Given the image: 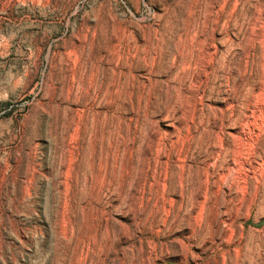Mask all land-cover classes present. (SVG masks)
I'll use <instances>...</instances> for the list:
<instances>
[{
    "label": "rangeland",
    "instance_id": "1",
    "mask_svg": "<svg viewBox=\"0 0 264 264\" xmlns=\"http://www.w3.org/2000/svg\"><path fill=\"white\" fill-rule=\"evenodd\" d=\"M234 263L264 264V0H0V264Z\"/></svg>",
    "mask_w": 264,
    "mask_h": 264
},
{
    "label": "bare ground",
    "instance_id": "2",
    "mask_svg": "<svg viewBox=\"0 0 264 264\" xmlns=\"http://www.w3.org/2000/svg\"><path fill=\"white\" fill-rule=\"evenodd\" d=\"M183 169V168H182ZM187 177V176H186ZM185 190H186V188H185ZM182 194V193H181ZM183 197V196H182ZM201 205H203V204H201ZM204 206V205H203ZM181 208V207H180ZM199 209H201V208H199ZM204 211V210H203ZM199 213H201V211L199 212ZM198 213V214H199ZM202 214V213H201ZM196 215V214H195ZM186 216V215H185ZM199 216V215H198ZM202 217V216H201ZM196 219V218H195ZM201 219V218H200ZM201 224V223H200ZM194 225V224H193ZM200 226V225H199ZM206 236V235H205ZM231 239V238H230ZM238 263V262H237ZM235 264V263H234Z\"/></svg>",
    "mask_w": 264,
    "mask_h": 264
}]
</instances>
